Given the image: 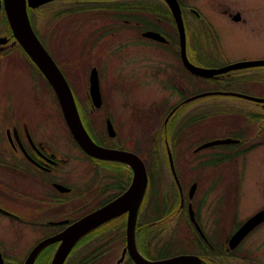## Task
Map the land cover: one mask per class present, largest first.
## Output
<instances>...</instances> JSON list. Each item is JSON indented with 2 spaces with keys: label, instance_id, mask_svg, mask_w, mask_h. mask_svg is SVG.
Returning <instances> with one entry per match:
<instances>
[{
  "label": "rangeland",
  "instance_id": "obj_1",
  "mask_svg": "<svg viewBox=\"0 0 264 264\" xmlns=\"http://www.w3.org/2000/svg\"><path fill=\"white\" fill-rule=\"evenodd\" d=\"M62 1L67 0H54L51 7L55 8L42 7L44 10L31 14L30 21L38 39L57 61L63 74L76 80V100L83 104L86 112L89 108L84 81L87 80L90 70L95 67L99 72L102 87L105 83L104 94L102 93L103 111H115L118 115L124 112V103L129 101L131 112L144 116L140 125L134 130L132 128V140L137 142L139 137L143 138L140 143L144 144V161L147 160L151 167L160 166V128L165 115L181 96L228 92L264 99V67L246 70L253 74L235 77L239 79L236 83H217L215 80L197 78H193L192 83H189L179 62L180 50L173 32L174 27L169 23L170 19L167 20L168 24L164 21L157 22L156 18L167 12L159 0H143L144 31L147 29L146 24L149 27L155 25L169 35L174 42L171 46L166 45L165 41L160 42L164 44L148 43L145 40L143 42L141 33H137V29L142 27H134L133 24V28L122 25L114 35H110L113 31L108 30L107 17H95L87 22L77 17V7L69 8L70 10L65 8L66 11L61 12L62 9L56 6L65 4L60 3ZM140 1L142 0H134L130 5L133 9L140 8ZM179 1L182 2L181 11L185 18L188 19V15L184 12V6L192 8L190 11L196 9L201 19L212 26L219 41L218 53L212 51L209 56L198 59L191 46H187L188 58L194 66L205 70H218L235 63L264 60V0ZM53 12L56 13L54 16ZM2 14L0 9V29H3L0 33H6ZM105 14H108V11ZM231 14L241 17L242 22L233 23L229 19ZM169 15L167 12L164 17L169 18ZM87 18L90 20V15ZM204 27L205 22L193 16L191 28L199 37L202 36V31H205ZM175 74L178 75L174 76ZM39 75L40 73L28 64L27 58L19 48L12 47L0 55V132H5L6 128L11 129L13 121L23 116L38 123L47 134L53 133V141L59 142L63 140H59L62 118L58 116L59 109L53 94L39 81ZM114 80L116 82H113ZM109 86H112L111 89ZM179 89L181 92L177 91ZM191 104L194 105L187 109L188 111H182L173 118L193 121L191 124L194 131L189 142L185 145L177 142L185 152L190 148L189 152H186L187 157H190L184 159L182 167L189 169L197 165L200 168L199 163L205 159L202 158L203 153L211 154L222 150L234 154L214 171L201 168L191 172L193 175L199 172H205L206 175L211 173L213 180L225 177L223 186L228 191L227 203H223L221 208L223 222L230 234L240 223L264 208V124H258L264 119V104L236 96H206L192 101ZM93 115L91 116L94 120L95 114ZM236 126H243L246 133L238 132ZM260 131L262 132L258 135L257 132ZM255 136L259 138H253ZM237 137L241 139L237 147L223 145L208 148L201 151L202 155L198 159L190 155L195 147L204 143ZM251 137L255 141L249 142L248 153L240 156L238 152L243 149L242 143L248 142ZM88 166L85 164L86 178L89 174ZM208 181V176H205L201 182L202 186L198 189V200L203 191L208 189ZM221 193L223 192L219 188L217 195L213 193L208 198L217 200ZM256 228L241 243L240 250L264 261V223ZM44 237V233L30 227H10L6 221L0 219V247L4 249L6 257L17 264H23L31 248ZM46 262V256L40 255L35 264Z\"/></svg>",
  "mask_w": 264,
  "mask_h": 264
},
{
  "label": "flooded vegetation",
  "instance_id": "obj_2",
  "mask_svg": "<svg viewBox=\"0 0 264 264\" xmlns=\"http://www.w3.org/2000/svg\"><path fill=\"white\" fill-rule=\"evenodd\" d=\"M133 1L67 0L66 3L72 7L76 6L78 8L77 17L87 22L94 20L95 17H107L108 30L109 32L113 31L110 32V35H114L120 26L129 27L132 24L134 27H142V29H137V33L142 35L145 32L144 1H140L141 7L135 9L130 5ZM177 1L179 4L182 3ZM136 6H138V2H136ZM61 9V12L65 11V8ZM106 11L108 14H105ZM55 14L53 12L52 15ZM164 14L165 12L156 18L157 22L164 21L167 23L168 17H164ZM191 14L187 13L188 19H186L182 12V18L186 46H191V50L196 55L193 46L199 41L206 42L210 46L211 40L205 39L203 35L199 38L198 33L194 32V29L191 28L193 24ZM88 15L91 17L90 20L87 18ZM235 16L231 14L229 19L233 23H241V17L236 20ZM146 26V31L160 34L165 39L166 45H173L174 42L167 33L155 25L150 26L151 28L148 24ZM170 26L172 27L171 24ZM173 27L179 49V33L177 28ZM214 39V42L219 43L216 35ZM144 40L148 43L164 44L143 37V42ZM46 50L48 51L47 48ZM179 62L184 70V75H187L188 82L192 83L195 77L184 68L180 55ZM251 74L253 73L240 72L225 75ZM63 76L74 95L81 123L94 143L105 149L134 154L145 166L146 188L136 212L134 226V246L143 259L154 262L176 256H191L202 264L264 263V261L240 250L241 243L255 229L238 246L233 249L229 248V239L244 221L229 234L223 222V210L221 208L223 203H227L228 191L223 186L225 177L213 180L211 173L209 175H206L205 172L191 174V172L201 168L214 171L225 164L234 154L222 150H217L211 154L203 153L202 158L205 159L199 163L202 165L200 168L197 165L189 169L182 167L184 159L190 157L189 155L187 157L186 154L190 148L186 146L188 151L185 152L178 146L177 142H181L179 143L181 145L189 142L194 131L191 124L193 121L175 120L173 119L174 113L166 122L163 121L160 128L158 158L160 166L151 167L147 160L144 161V144L140 143L143 138L139 137L137 142L132 140V128L134 130L140 125V120H144V116L134 115L131 112L132 108L129 106V101L124 103V112L118 115L115 111H103L105 83L102 87L99 72L102 106L99 109L93 108L88 95L89 80L87 78L84 81V86L87 87L85 93L89 108L86 112L83 104L76 100L74 88L76 80L71 79L70 75ZM39 81L53 94L56 101L57 109H59L58 116L62 118L59 127V140H63L54 142L53 133L47 134L42 126L25 119L23 116L13 121L11 129L6 128L5 132H0V219L6 221L10 227H30L44 233L45 237L37 243L56 236L82 217L111 203L122 195L133 181V170L129 164L100 161L83 152L66 126L54 91L42 75H39ZM109 87L111 89L112 86ZM177 91L181 92L180 89ZM192 96H181V99L170 108L168 113L175 107H177L176 112L188 111L187 109L193 107L194 104H183L182 102ZM141 111L143 112V110ZM93 114H95L94 120L91 116ZM83 119H87L90 124L87 126ZM107 120H110L114 129L115 135L113 137L108 136ZM96 121L98 122L96 123ZM262 123L264 124V119L260 120L258 124L261 125ZM235 129L238 132L246 133L243 126H236ZM262 131L257 132L258 135ZM253 138L257 139L259 136ZM253 138L251 137L248 142L242 143L243 149L238 152L240 156L248 153L249 142H253ZM235 139L239 141L235 144L238 146L241 139L238 137ZM199 146L190 153L194 159H198L202 155L201 151L205 150H198ZM169 156L172 159L174 173L170 167ZM85 164L89 165L87 178ZM205 176L209 178L208 189L203 191L200 200H198L200 193L198 189L202 186L201 182ZM193 186L194 193L190 197V190ZM219 188L223 192L219 198L217 200L209 199L208 197L213 193L217 195ZM203 210L207 215L202 213ZM128 216L129 212L124 210L118 216L96 228L94 232L84 237L73 247L63 264H136L127 249ZM57 246V243L52 244L45 248L41 254L53 255ZM0 255L4 263L17 264L14 260L6 257L5 251L1 247Z\"/></svg>",
  "mask_w": 264,
  "mask_h": 264
},
{
  "label": "water",
  "instance_id": "obj_3",
  "mask_svg": "<svg viewBox=\"0 0 264 264\" xmlns=\"http://www.w3.org/2000/svg\"><path fill=\"white\" fill-rule=\"evenodd\" d=\"M52 1L54 0H0V9L4 11L8 26L12 33V37L14 38V41L11 43V45L6 48L5 45L8 43L9 39L7 37H0V53L18 44L53 89L64 121L72 137L80 146V148L88 156L100 161H114L129 164L134 171V175L130 187L121 196L113 200L111 203L84 216L77 222L69 225L65 230L56 236L42 240L36 244L26 256L23 264H34L42 250L54 243L59 244L52 256L50 264H63L66 257L78 241L102 224L118 216L124 210H127L130 213L127 223V249L129 250V254L136 264H202L196 258L191 256H177L169 259L150 262L145 258L143 259L136 251L134 246V226L136 212L146 188L147 176L145 167L139 158L133 154L104 149L95 145L85 131L78 115L70 88L62 76L59 68L35 35L28 17L27 8L36 9ZM164 2L171 12L179 33L181 62L185 69L194 76L203 79H217L221 77V74L226 72L247 68L264 67V60L235 63L218 70L200 69L189 63L186 56L184 25L179 5L176 0H164ZM238 18V16L235 17L236 20ZM142 36L144 38L152 39L158 42L165 41V39L160 34L150 31L144 32ZM89 95L93 107L96 109L100 108L102 101L99 90L98 73L95 68H92L89 73ZM206 96H236L245 100L264 103V99H257L242 94L228 92H208L193 96L182 103H189ZM176 110L177 107H175L169 113L165 119V122L176 112ZM106 129L110 137L115 135L110 120L106 121ZM235 142L237 141L230 138L216 140L202 145L198 148V150L218 145L233 144ZM169 161L170 167L174 173L171 156H169ZM193 193L194 186L190 190V197L193 195ZM263 222L264 209L260 210L248 220H246L245 223L235 232V234H233L228 242L229 248H235L248 235V233H250L254 228ZM0 264H5L3 263L1 255Z\"/></svg>",
  "mask_w": 264,
  "mask_h": 264
},
{
  "label": "trees",
  "instance_id": "obj_4",
  "mask_svg": "<svg viewBox=\"0 0 264 264\" xmlns=\"http://www.w3.org/2000/svg\"><path fill=\"white\" fill-rule=\"evenodd\" d=\"M2 21H3V26L5 27V32L6 33H4L3 31H1V32H3V33H0L1 35H0V37H7V38H10V39H12V36H11V32H10V29H9V27H8V24H7V21H6V18H5V16H4V13L2 14ZM0 30H3V29H0ZM203 34H204V36H205V33L203 32ZM17 48H19L21 51H22V49L19 47V46H17ZM196 50H197V52H196V56H209V54L213 51L212 50V48L209 46V45H207V44H205V43H203V44H196ZM22 54L26 57V55H25V53L22 51ZM27 58V57H26ZM199 58V57H198ZM32 65V64H31ZM33 66V65H32ZM34 67V66H33ZM35 70H36V68H35ZM37 71V70H36ZM38 72V71H37ZM41 75V74H40ZM239 79L238 78H233V79H230V80H228L229 82H231V83H236L237 81H238ZM40 255H44V257L46 256V260H47V262H46V264H48V262H49V260H50V258H51V255L52 254H49V255H45V253H43V254H40ZM39 255V256H40Z\"/></svg>",
  "mask_w": 264,
  "mask_h": 264
},
{
  "label": "bare ground",
  "instance_id": "obj_5",
  "mask_svg": "<svg viewBox=\"0 0 264 264\" xmlns=\"http://www.w3.org/2000/svg\"><path fill=\"white\" fill-rule=\"evenodd\" d=\"M109 136V135H108ZM110 137V136H109ZM130 166V165H129ZM130 168H131V166H130ZM132 169V168H131ZM133 170V169H132ZM133 175H134V171H133ZM129 212V211H128ZM130 214V213H129Z\"/></svg>",
  "mask_w": 264,
  "mask_h": 264
}]
</instances>
